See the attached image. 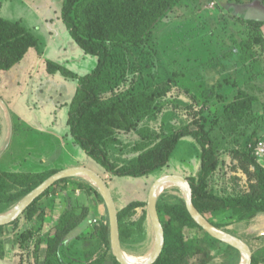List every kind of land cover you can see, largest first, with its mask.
<instances>
[{
    "label": "trees",
    "instance_id": "obj_1",
    "mask_svg": "<svg viewBox=\"0 0 264 264\" xmlns=\"http://www.w3.org/2000/svg\"><path fill=\"white\" fill-rule=\"evenodd\" d=\"M177 2L64 0L62 19L71 38L85 53L97 57L96 66L83 75L48 59L43 55L39 39L30 29L20 21L0 15V88L6 86L8 80L5 77L14 67L22 69L26 75H39L46 68L49 74L59 72L66 78L76 79L77 87L68 103L69 135L104 173L112 176L147 175L168 163L182 137L193 136L200 145L201 162L198 172L187 178L196 208L218 228L221 225L214 217L219 220L235 217L247 228L257 217L264 215V164L255 153V146L227 148L222 156L207 127L204 106L211 99L222 100V91L226 88H235L236 94L224 105V117L228 122L240 125L247 117L255 119L253 106L257 97L249 88H243L238 78H227L204 88L203 106L192 94L186 95L187 102H170L172 94L177 98L170 82L178 83L187 74L173 73L167 83H161L155 55L149 54L146 63L139 58V50L144 49L156 25ZM241 22L253 32L251 40L246 43L247 50L254 49V45L262 40L260 27L263 21L241 19ZM129 58L133 59V65H129ZM172 110L184 119L176 123L174 129L166 131L161 118ZM60 169L63 168L50 167L31 172L0 168V200L7 207L14 206ZM228 171L234 173L230 175L231 181H224V187L218 190L219 179ZM77 178L58 180L16 220L0 225V259L6 258L4 238L10 235L12 228L13 243L10 247L18 259L17 264H41L44 242L46 250L42 264H67L59 254V245L84 219V214L74 207L54 221L47 213L43 199L49 192L64 191L69 181ZM87 189L96 195V204H104L94 184L89 182ZM157 208L165 231V244L152 264L240 263V252L236 248L212 237L192 218L184 197H180L177 210H167L159 199ZM117 209L120 233L123 220L138 210H142L144 220L148 214L147 202L143 200H133ZM22 216L30 220L37 217L43 222L37 229H18ZM97 230L106 247L83 264H120L111 248L108 215L107 220L100 217ZM190 230L197 235L189 233ZM231 232L241 239V235L254 236L249 235L247 229L240 233ZM247 243L253 252L252 264L264 263L251 243Z\"/></svg>",
    "mask_w": 264,
    "mask_h": 264
},
{
    "label": "rangeland",
    "instance_id": "obj_2",
    "mask_svg": "<svg viewBox=\"0 0 264 264\" xmlns=\"http://www.w3.org/2000/svg\"><path fill=\"white\" fill-rule=\"evenodd\" d=\"M63 1L0 0V15L12 21H20L30 29L39 39L41 47L46 50L47 46L44 55L48 59L83 75L96 66L97 57L85 53L71 38L62 19ZM241 19L263 21L260 27L262 40L254 45V49L247 50L246 43L251 40L250 34L253 32ZM50 35L55 36L52 43L49 42ZM139 54L145 63L149 54L155 55L161 83H167L173 73L187 74L178 83L170 82L177 97L172 94L170 102H187L186 95L192 94L203 106L204 88H210L227 78H238L242 87L249 88L257 97L253 106L255 119L247 117L240 125L226 120L224 105L237 91L235 88H226L222 91V100L214 98L204 106L207 127L222 156L227 148L237 146H255L256 153L258 144H264V0H178L156 25ZM128 63L133 65V59L129 58ZM44 71L39 75H26L22 69L14 67L5 77L8 80L6 86L0 88V168L38 172L50 167L76 166L74 164L87 166L107 180L117 208L133 200L147 202L152 183L162 175L178 174L187 177L198 172L200 145L193 136L186 135L180 139L168 163L147 175L112 176L104 173L99 164L89 158L69 135L68 103L76 90L77 80L66 78L59 72L49 74L46 68ZM253 75L256 78L253 79ZM183 119L178 112L167 111L161 118V124L169 131ZM253 141L257 143L252 144ZM257 156L264 164V151ZM231 174L234 173L228 171L219 179L218 190L224 187V181H231ZM74 177H78V180L69 181L67 189L49 192L43 201L47 213L51 214L54 221L74 207H78V212L84 214V219L59 245V254L65 263L83 264L106 247L97 229L100 217L107 220L108 210L105 202L96 204V195L87 189L90 182L88 179L83 176ZM180 197H184L181 187L171 186L158 199L167 210L174 211L177 210ZM14 206L7 207L0 200V214ZM142 214V210H138L121 224L122 248L124 252L136 256L150 252L156 240L149 212L145 220ZM262 216L257 217L247 228L236 221L235 217L214 219L221 225L220 229L231 235H234L231 230L239 232L247 229L249 235L254 236L241 237L250 242L256 254L264 259ZM42 222L37 217L30 220L22 216L18 229H37ZM10 230V235L4 238L7 255L5 259H0V264L18 262L10 247L14 232L12 228ZM192 232L197 235L193 230L189 231ZM45 250L46 242L41 248V264Z\"/></svg>",
    "mask_w": 264,
    "mask_h": 264
},
{
    "label": "water",
    "instance_id": "obj_3",
    "mask_svg": "<svg viewBox=\"0 0 264 264\" xmlns=\"http://www.w3.org/2000/svg\"><path fill=\"white\" fill-rule=\"evenodd\" d=\"M82 175H88L91 177V179L88 180L90 182L92 181V183L98 188L107 206L110 223L111 248L113 255L120 264H152L161 254L165 244V231L157 208L158 196L156 193L160 185L166 181L174 182L181 187L184 193L186 207L190 215L203 229H205L212 237L236 248L241 254L242 264H252L253 252L250 245L245 240L231 235L211 224L198 211L193 202V191L190 181L187 177L178 174L162 175L158 177L151 185L147 199V209L155 228L156 240L149 258L142 263H132L125 257L124 250L121 245L118 209L110 186L103 175L87 166H69L60 169L56 173L49 176L41 184L25 195L11 210L1 215L0 225H6L16 220L37 197L44 193L58 180L70 176Z\"/></svg>",
    "mask_w": 264,
    "mask_h": 264
},
{
    "label": "bare ground",
    "instance_id": "obj_4",
    "mask_svg": "<svg viewBox=\"0 0 264 264\" xmlns=\"http://www.w3.org/2000/svg\"><path fill=\"white\" fill-rule=\"evenodd\" d=\"M82 176L85 177L86 179H91V177L88 175H82ZM91 183H92V181H91ZM171 186H178V185L174 182H169V181L162 183L157 190V193H156L157 196H159L161 193H163L166 189L170 188ZM178 187H180V186H178ZM1 215H3V214H0V216ZM150 253H151V251L146 253L143 256H136L134 254L124 252L125 257L132 263H142V262L146 261L149 258ZM241 260H242V258H241ZM239 264H242V261H240Z\"/></svg>",
    "mask_w": 264,
    "mask_h": 264
},
{
    "label": "built area",
    "instance_id": "obj_5",
    "mask_svg": "<svg viewBox=\"0 0 264 264\" xmlns=\"http://www.w3.org/2000/svg\"><path fill=\"white\" fill-rule=\"evenodd\" d=\"M264 151V144L262 142H260L257 146V149H256V153L257 154H260Z\"/></svg>",
    "mask_w": 264,
    "mask_h": 264
},
{
    "label": "crops",
    "instance_id": "obj_6",
    "mask_svg": "<svg viewBox=\"0 0 264 264\" xmlns=\"http://www.w3.org/2000/svg\"><path fill=\"white\" fill-rule=\"evenodd\" d=\"M1 16H2V15H1ZM54 39H55V36L52 37V36L50 35L49 42L52 43ZM42 49H43V47H42ZM46 50H47V46H46ZM46 50H45V48L43 49V55L47 52ZM12 106H13V105L10 106V109H11V110L13 109ZM74 165H77V164H74ZM78 165H79V164H78ZM263 216H264V215H263ZM263 216H262V217H263Z\"/></svg>",
    "mask_w": 264,
    "mask_h": 264
}]
</instances>
